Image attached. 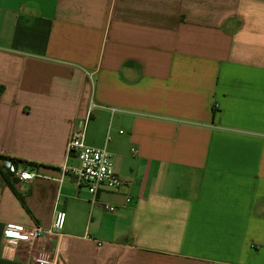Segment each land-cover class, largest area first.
Here are the masks:
<instances>
[{
	"label": "crops",
	"instance_id": "obj_1",
	"mask_svg": "<svg viewBox=\"0 0 264 264\" xmlns=\"http://www.w3.org/2000/svg\"><path fill=\"white\" fill-rule=\"evenodd\" d=\"M83 124L121 186L72 170ZM40 254L264 264V0H0V264Z\"/></svg>",
	"mask_w": 264,
	"mask_h": 264
},
{
	"label": "built area",
	"instance_id": "obj_2",
	"mask_svg": "<svg viewBox=\"0 0 264 264\" xmlns=\"http://www.w3.org/2000/svg\"><path fill=\"white\" fill-rule=\"evenodd\" d=\"M69 149L77 152L79 164L72 167L79 181L86 183L91 194L95 195L101 185L111 188L121 186L123 180L117 174L114 168V162L111 153L105 147H97L89 145L86 141V125L75 127L73 129ZM15 171V167H11ZM22 179H30L34 174L30 170L19 172ZM127 198L126 201H130ZM113 211L114 206H105ZM66 212L62 209H56L54 218L49 228L35 226L33 228H24L21 225H6L3 230V239L8 242H18L20 240H34L46 234H56L60 232L64 226ZM35 264H54V259L47 254H40L35 258Z\"/></svg>",
	"mask_w": 264,
	"mask_h": 264
},
{
	"label": "trees",
	"instance_id": "obj_3",
	"mask_svg": "<svg viewBox=\"0 0 264 264\" xmlns=\"http://www.w3.org/2000/svg\"><path fill=\"white\" fill-rule=\"evenodd\" d=\"M11 161H12V163L14 162L13 160H11ZM21 162L24 163V164H26V165H28V164H27V163H28L27 161L21 160ZM13 164H14V163H13Z\"/></svg>",
	"mask_w": 264,
	"mask_h": 264
}]
</instances>
